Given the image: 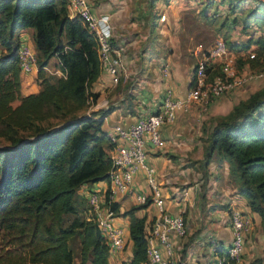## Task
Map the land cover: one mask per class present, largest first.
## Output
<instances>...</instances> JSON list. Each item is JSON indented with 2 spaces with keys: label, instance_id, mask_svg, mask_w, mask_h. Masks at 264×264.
I'll use <instances>...</instances> for the list:
<instances>
[{
  "label": "trees",
  "instance_id": "16d2710c",
  "mask_svg": "<svg viewBox=\"0 0 264 264\" xmlns=\"http://www.w3.org/2000/svg\"><path fill=\"white\" fill-rule=\"evenodd\" d=\"M254 9L264 12V3ZM26 29L39 55L38 89L21 96L15 52ZM243 43L236 56L240 64L248 51L243 48L251 45L250 69L264 70V40ZM111 44L116 47L113 39ZM52 57L61 75L50 81L42 69ZM99 72L96 41L78 18L67 17L64 0H0V137L9 142L0 146V235L11 247L0 264H70L67 241L78 230L79 264H108L106 245L88 219L80 191L107 181L110 168L111 143L101 123L112 109L86 113L97 98L89 88ZM207 138L206 161L215 153L232 164L238 195L264 223V86L218 119ZM111 208L117 215L118 204ZM136 208L122 213L129 218L132 242L127 264L145 259L144 221L134 215Z\"/></svg>",
  "mask_w": 264,
  "mask_h": 264
},
{
  "label": "crops",
  "instance_id": "0c3cea01",
  "mask_svg": "<svg viewBox=\"0 0 264 264\" xmlns=\"http://www.w3.org/2000/svg\"><path fill=\"white\" fill-rule=\"evenodd\" d=\"M87 1L93 15L108 17L112 27V39L119 50L121 63L124 66V75L120 76L116 85H112L108 75L100 71L89 88V92L95 93L97 98L89 105L86 113L106 107L112 109L102 118L101 123V129L108 135L111 126L119 124L127 127L137 117L154 111L166 87L170 89L173 97L183 96L189 87L193 66L202 52L198 54L196 50V54L193 55L186 53L188 49L180 46L178 37L169 34L174 26L179 27L181 19L189 15L187 10L191 6V0ZM196 1L200 4L216 3V7L233 3L243 8L242 3L234 0ZM254 8V4L250 8H245V13H254L260 19H251L248 22L254 31L244 37L245 40L259 37L264 40V12ZM161 14L165 15L163 22L158 20ZM27 32L31 35L28 29L19 34L25 36ZM29 39L31 43V38ZM234 43L238 44L239 41L236 40ZM162 65H167L168 68L165 76L161 73ZM35 72L36 69L27 74L19 73L21 96L37 91ZM262 86H264V80L246 83L232 93L213 99L204 113H201L197 107H191L186 112L180 111L172 124L161 126V143L158 147L152 146L149 142L146 143L145 162L155 169L165 208L170 214H180L187 227V236L181 241L179 261L174 260V263L203 264L207 247H199L198 239L202 235H213L221 250H225L231 240L228 215L224 210H210L204 214L200 212L198 197L203 192L202 180L198 182L195 180V184H190L193 177H190L189 173L196 178L201 177V173H194L192 170L183 168V165L187 162V153L190 156L193 155V159L201 157L206 159V153L203 156L201 147L196 151L193 150V141L184 136V132L192 125L195 126V130L204 125L203 137L206 139L209 130L218 119L225 117L238 101L246 99L249 94ZM101 103L104 104L99 106ZM95 118L99 116L96 115ZM173 136L181 138L178 139L180 145L177 146L170 141H166L163 145V139L168 140ZM132 184L135 193H147L141 170L134 174ZM101 187L103 183L98 182L91 189ZM85 190V185L80 187L83 193ZM223 192L226 194V191ZM220 197L227 200L228 208H238L252 220V229L245 238L241 258L232 264H264V223H261L256 213L250 211L245 199L241 196L235 194L228 197L226 194ZM117 201L118 217L114 222L124 230L126 243L118 257L107 258L108 264L109 261L121 264V262H128L131 258L132 242L128 238L129 218L122 213L131 207H138L133 213L144 222L151 221L156 215V209L151 203L139 205L135 203L132 194L119 197Z\"/></svg>",
  "mask_w": 264,
  "mask_h": 264
},
{
  "label": "built area",
  "instance_id": "2783aa9c",
  "mask_svg": "<svg viewBox=\"0 0 264 264\" xmlns=\"http://www.w3.org/2000/svg\"><path fill=\"white\" fill-rule=\"evenodd\" d=\"M64 1L67 17L78 18L93 35L97 44L99 69L108 75L112 85H116L120 76L124 75V66L118 48L111 44L112 27L108 17L93 15L87 0ZM234 1L255 6L259 2L264 3V0ZM164 19V14L159 15L160 22ZM15 56L19 73L27 74L36 69L35 51L27 35H18ZM236 56L222 38H215L193 66L189 87L183 96L173 97L166 87L154 111L137 117L127 127L119 124L111 126L108 134L111 148L107 181L102 182L101 188L84 191L88 219L95 223L106 245L107 258L118 257L126 243L124 230L114 222L118 214L111 206L118 202L119 197L132 194L135 203L143 205L148 202L156 209L154 218L143 225L146 247L142 264H177L174 260L179 261L181 241L187 236V227L180 214H170L165 208L155 169L145 162L146 143L158 147L161 143V126L172 124L178 112L197 107L204 113L213 99L232 93L264 76L263 72L249 68V61L254 58L253 52L243 54L241 66L237 65ZM161 73L164 76L168 73L167 65H162ZM138 170L143 174L146 194L134 192L132 180ZM228 222L231 240L221 254L216 252L218 245L213 235L205 234L198 239L199 247H207L203 264H232L241 258L245 238L252 229V220L238 208L232 207L228 210Z\"/></svg>",
  "mask_w": 264,
  "mask_h": 264
},
{
  "label": "rangeland",
  "instance_id": "374dc122",
  "mask_svg": "<svg viewBox=\"0 0 264 264\" xmlns=\"http://www.w3.org/2000/svg\"><path fill=\"white\" fill-rule=\"evenodd\" d=\"M214 4H200L196 0H191V6L188 7L187 10L189 15L183 20L181 19L179 27L174 26V28L170 30L169 34L171 36L178 37L180 46H184L185 49H188L186 53L192 55L196 54V50L198 54L200 52H204L209 48L215 38L220 37L225 41L228 47L234 50L233 52L234 54L236 53L235 55L240 56L241 46L244 44L243 42L246 41L244 35L250 34L254 31L252 26L248 24V22L251 20V17L245 13L246 9L248 7H252L253 4H242L243 8H241V6H236L233 3L223 7H216V3ZM228 6H232V9L229 10ZM27 36L28 38H31L29 32H27ZM236 40L239 41V45L234 44V41ZM243 49L254 52L251 45L246 46ZM35 57L37 60L39 59L38 53H35ZM237 65L241 66L238 59ZM253 70L264 73V70ZM42 74L50 81H53L56 77L61 75L58 69V61L56 57H52L47 61L46 65L42 69ZM36 76L37 71L35 72V82L38 89ZM259 80H264V76ZM15 103L16 102H14V104ZM199 131L200 133H198ZM203 135L204 125L199 129L197 128L196 130L195 126L192 125L187 131L184 132V136L189 137L193 141V150L196 151L199 149V147H201L204 156L206 153L205 149L208 145V138L205 139ZM178 139L181 138L179 136H173L169 137L168 140L163 139V145L166 141H170L171 143L174 142L178 146L180 145V141H178ZM8 145L9 142L0 137V146ZM192 157L193 155L190 156L189 153H187V162L183 165V168L192 170L194 173H201V177L197 178L195 176H191L192 173H189L190 177H195L194 179L192 178L190 184H195L200 179L202 180L201 186L203 187V192L198 197V204L201 208L200 212L202 211L204 214V212H209L210 210H224L226 215H228V202H226L227 200H224L220 196L226 194H228V197L234 196L235 194L238 195L239 182L235 176L236 174L232 170V164L228 160L219 161L215 153L211 154L208 161H206L204 157L197 159H193ZM223 191H226V194H224ZM81 236V232L78 230L76 235L72 236L67 241V248L71 255L70 264L80 263ZM9 248L11 247L7 245L6 240L2 239L0 235L1 257ZM126 263V261L121 262V264ZM109 264L117 263L114 261H109Z\"/></svg>",
  "mask_w": 264,
  "mask_h": 264
}]
</instances>
